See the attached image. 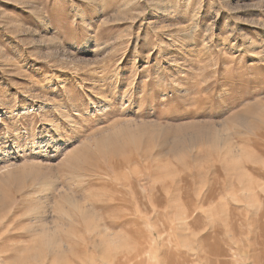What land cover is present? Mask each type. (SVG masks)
I'll return each mask as SVG.
<instances>
[{"label": "rangeland", "instance_id": "1", "mask_svg": "<svg viewBox=\"0 0 264 264\" xmlns=\"http://www.w3.org/2000/svg\"><path fill=\"white\" fill-rule=\"evenodd\" d=\"M263 237L264 0H0V264H264Z\"/></svg>", "mask_w": 264, "mask_h": 264}, {"label": "bare ground", "instance_id": "2", "mask_svg": "<svg viewBox=\"0 0 264 264\" xmlns=\"http://www.w3.org/2000/svg\"><path fill=\"white\" fill-rule=\"evenodd\" d=\"M104 165H105V164H104ZM104 165H103V163H94V167L92 166L93 169H91V170H93V172H95V173H98L99 171H104ZM108 165H109V164H108ZM110 166H111V165H110ZM92 167H91V168H92ZM111 167H112V166H111ZM90 172H91V171H90ZM91 174H93V173H90V175H91ZM219 184H220V183H219ZM219 184H218V185H219ZM221 188H222V187H221ZM215 195H216V194H215ZM208 199H209V197H208ZM216 199H217V198H216ZM216 199H215V200H216ZM196 201H197V200H196ZM198 201H199V199H198ZM205 201H206V200H205ZM224 201H225V200H224ZM216 202H217V201H216ZM93 203H96V202H93ZM99 203H100V202H99ZM195 203H196V202H195ZM206 203H207V202H206ZM208 203H209V202H208ZM211 203H212V201H211ZM194 206H196V204H195ZM194 206H187V219H189V218L193 219L192 221H190L191 224H189L190 222H189V223L187 222V223H188L189 225H192V226L195 225V223L198 221V216L193 217V216H194L193 213H194L195 210H196V208H195ZM235 209H236V208H234V210H235ZM231 213H232V211H231ZM234 213H235V212H234ZM79 214H80V213H79ZM192 215H193V216H192ZM262 216H263V215H262ZM231 217H233V216H231ZM239 217H241V216H239ZM257 217H258V216H257ZM236 218H238V217H236ZM236 218H235V219H236ZM242 218H243V217H241V220H242ZM199 219H200V218H199ZM202 219H203V217H202ZM233 219H234V218H233ZM235 219H234V221H235ZM238 219H239V218H238ZM238 219H237V220H238ZM243 219H245V218H243ZM251 219H252V218H251ZM253 219H254V218H253ZM189 220H190V219H189ZM239 220H240V219H239ZM258 220H259V219H258ZM244 221H245V220H244ZM259 221H260V220H259ZM214 222H215V221H214ZM239 222H240V221H239ZM236 223H238V222H236ZM251 223H254V222H251ZM255 223H256V222H255ZM231 224H232V222H231ZM240 224H241V223H240ZM243 224H244V223H243ZM258 224H259V223H258ZM199 225H201V223H200ZM245 225H246V224H245ZM255 225H256V224H254V226H255ZM82 226H83V225H82ZM181 226H182V225H181ZM196 226H197V225H196ZM233 226H234V225H233ZM233 226H232V227H233ZM236 226H237V225H235V227H236ZM259 226H260V225H259ZM183 227H184V226H183ZM183 227H182V228H183ZM213 227H214V226H213ZM235 227H234V228H235ZM237 228H238V227H237ZM221 229H222V228H221ZM221 229H220V230H221ZM244 229H245V228H244ZM255 229H256V227H255ZM233 230H235V229H233ZM242 230H243V229H242ZM251 230H252V229H251ZM253 230H254V229H253ZM255 231H256V230H255ZM258 231H259V230H258ZM176 232H177V231H176ZM208 232H209V231H208ZM208 232L205 233L203 236H205L206 234L208 235ZM209 233H210V232H209ZM222 233H223V232H222ZM237 233H238V232H237ZM237 233H236V234H237ZM259 233H260V232H259ZM218 234H219V232H218ZM224 234H225V233H224ZM238 234L240 235V234H242V233H238ZM252 235H253V237H254V235H255L254 232L252 233ZM81 236H82V235H81ZM95 236H96V235H95ZM219 237H220V236H218L217 238L219 239ZM222 237H223V236H222ZM241 237H242V236H241ZM260 237H261V236H260ZM82 238H83V237H82ZM207 238H208V237L206 236V239H207ZM257 238H258V237H257ZM257 238H256V239H257ZM263 238H264V237H263ZM204 239H205V238H204ZM206 239H205V240H206ZM225 239H226V238H225ZM250 239H251V238H250ZM254 239H255V238H254ZM84 240H85V239H84ZM201 240H202V239H201ZM205 240H204V241H205ZM258 240H260V239H258ZM204 241H203V242H204ZM219 241H220V240H219ZM261 241H262V239H261ZM199 242H200V241H199ZM216 242H217V241H216ZM225 242H226V241H225ZM218 243H219V242H218ZM256 243H257V242H256ZM244 244H245V243H244ZM260 244H261V243H260ZM224 245H225V244H224ZM204 246H205V245H204ZM207 246H208V245H207ZM257 246H258V245H257ZM260 246H261V245H260ZM82 247H83V246H82ZM84 247H85V246H84ZM215 248H216V247H215ZM202 249H203V248H202ZM218 249H219V248H218ZM262 249H263V248H262ZM214 250H215V249H214ZM214 250H213V251H214ZM226 250H227V249H226ZM253 250H254V248H253ZM253 250H251V251H253ZM107 251H108V250H107ZM202 252H204V251H202ZM209 252H210V251H209ZM221 252H222V251H221ZM257 252H259V251H257ZM189 253H190V252H189ZM217 253L219 254L218 251H217ZM217 253H216V255H217ZM205 254H206V253H205ZM223 254H224V253H223ZM260 254H261V253H260ZM257 255H259V254H257ZM251 256H252V254H251ZM253 256H254V255H253ZM263 256H264V255H263ZM201 257H203L202 254H201ZM204 257H205V256H204ZM257 257H258V256H257ZM96 258H97V257H96ZM225 258H227V257L225 256ZM258 258H259V257H258ZM184 259L187 260V261H189V262H191V260L189 259L188 256H185ZM251 259H253V258H251ZM115 261H116V260H115ZM253 261H254V260H253ZM114 263H115V262H114ZM118 263H119V262H118ZM116 264H117V263H116ZM212 264H213V263H212Z\"/></svg>", "mask_w": 264, "mask_h": 264}]
</instances>
